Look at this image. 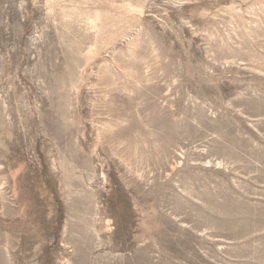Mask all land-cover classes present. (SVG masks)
I'll return each mask as SVG.
<instances>
[{
  "label": "rangeland",
  "instance_id": "obj_1",
  "mask_svg": "<svg viewBox=\"0 0 264 264\" xmlns=\"http://www.w3.org/2000/svg\"><path fill=\"white\" fill-rule=\"evenodd\" d=\"M0 264H264V0H0Z\"/></svg>",
  "mask_w": 264,
  "mask_h": 264
}]
</instances>
